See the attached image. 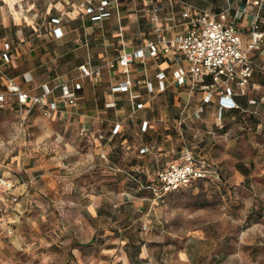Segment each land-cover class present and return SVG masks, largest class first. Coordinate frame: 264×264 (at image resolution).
<instances>
[{
	"label": "rangeland",
	"instance_id": "1",
	"mask_svg": "<svg viewBox=\"0 0 264 264\" xmlns=\"http://www.w3.org/2000/svg\"><path fill=\"white\" fill-rule=\"evenodd\" d=\"M27 1L46 12L62 0ZM8 3L0 0L6 39ZM254 81L261 88L241 98L243 111L212 110L204 122L179 125L176 98L158 97L154 129L138 134L136 120L124 117L105 158L90 153L74 121L34 110L22 136L16 109L0 108V140L15 151L7 161L0 154V171L28 194L11 235L3 230L12 214L1 217L0 264H264V77ZM38 141L47 148L32 150ZM184 147L218 176L158 200L137 190L130 176L151 181Z\"/></svg>",
	"mask_w": 264,
	"mask_h": 264
},
{
	"label": "crops",
	"instance_id": "2",
	"mask_svg": "<svg viewBox=\"0 0 264 264\" xmlns=\"http://www.w3.org/2000/svg\"><path fill=\"white\" fill-rule=\"evenodd\" d=\"M102 1L110 2L105 8L108 17L94 19V15L86 14L89 6L97 8ZM150 1L62 0L51 4L46 12H40L30 1L8 0L9 13L3 28H9V34L7 39L0 38V71L14 79L23 91L30 94L39 95L45 88L52 89L54 92L49 97L50 100L59 96L60 85L81 83L82 88L76 92L77 99L74 104L54 113L49 119L56 123L68 124L74 121L73 124H77L78 136L87 141L90 153L101 158L106 157V146L113 139L123 136L124 117L136 120L138 134L143 135L154 129L155 101L160 96L176 98L178 104L175 107L179 112V122L185 123L187 118L204 122L212 110L220 115L218 105L213 103L206 105L199 119L195 117V111L201 104L200 94H190L185 87L179 86L173 79V73L181 65L162 56L143 62L136 61L130 68L129 78L133 81H150L153 84L152 92L142 84L134 86L131 93H112V87L125 80L126 76L106 68L97 81L80 78L78 68L81 65L89 63L93 67L101 66L117 58L123 50H137L147 42L156 41L158 35L169 38L184 33L187 28L181 17L184 4L215 15L230 8L229 16L236 17V26L244 41L248 40L250 25L254 21L251 13L259 11L260 29L264 32V0L260 9L252 4L257 0H152L160 7L155 23L150 14ZM53 19L59 20V24H52ZM155 26L161 27L162 31L157 34ZM5 45L10 48L7 54L10 60L8 63L3 59ZM254 60L260 66L264 63V45L255 53ZM160 73L165 75L164 90L160 89L156 78ZM257 75L264 77L260 69L256 70L255 76ZM255 85V90L261 88L260 84ZM0 91H5V80L1 75ZM132 94L139 95L135 104H142L141 109L133 107L130 101ZM5 108L12 111L16 109L15 112L18 113L16 98L6 97ZM228 112L231 111H223L221 115ZM164 117L167 118L166 114ZM143 122H148L145 131L142 130ZM116 126H119V129L114 135L112 132ZM26 132L27 126L22 136H25ZM100 136L103 139H99ZM125 143L126 140L122 145ZM144 146L146 147L139 149L140 154L150 152L151 146ZM35 147L47 148L41 141L32 145V150H35ZM1 153L5 155V161L10 158L5 151ZM8 166L9 164L4 168L7 169ZM27 195L26 191L25 196ZM20 212L22 216V205Z\"/></svg>",
	"mask_w": 264,
	"mask_h": 264
},
{
	"label": "built area",
	"instance_id": "3",
	"mask_svg": "<svg viewBox=\"0 0 264 264\" xmlns=\"http://www.w3.org/2000/svg\"><path fill=\"white\" fill-rule=\"evenodd\" d=\"M262 2L257 0L252 4L260 9ZM109 5L110 2L102 1L97 8L89 6L86 14L94 15V19L108 17L105 8ZM150 6L152 21L155 23L158 20L160 7L152 0ZM229 14L230 8L215 15L184 4L181 15L187 25L184 33L169 38L158 35L156 41L147 42L137 50H123L117 58L101 66L93 67L89 63L81 65L78 68L79 76L81 79L91 78L97 81L106 68L126 76L125 80L112 87V93H131L134 86L142 84L152 92L153 84L150 81H133L129 78L130 68L136 61L143 62L162 56L181 65L173 73L175 82L185 87L190 94H200L201 104L195 111L197 119L204 113L206 105L213 103L218 105L220 115L223 111H242L237 99L244 97L250 86L253 90L256 89V85L251 84L255 68L259 67L264 71V63L260 66L254 60L255 53L264 45V32L260 29L259 11L253 12L251 15L254 21L250 25L248 40L244 41L242 33L236 26V17L230 18ZM59 22L57 19L51 21L52 24ZM154 30L158 34L162 28L155 26ZM4 49L3 59L8 63L10 60L7 54L10 48L5 45ZM0 75L5 80V91H0V108H5L6 97L16 98L20 115L19 128L22 134L25 133L28 116L32 111L38 110L50 118L61 109L72 106L77 99L76 92L82 88L81 83L62 84L59 86V96L50 100L49 97L54 92L52 89L45 88L39 95L30 94L23 91L20 85L3 71H0ZM156 78L160 89L164 90L165 75L160 73ZM138 98V94L130 96L135 109L143 107L142 104H135ZM249 104L255 105L256 101L250 100ZM182 123L183 121H180L179 125ZM147 127L148 122H143L142 130L145 131ZM118 129L119 126H116L112 134L115 135ZM99 139L103 137L100 136ZM11 146L10 142L0 140V154L5 151L8 157H12L15 151ZM218 174V169L214 165L203 159H196L192 152L184 147L179 162L158 171L151 181L142 182L135 176H130V179L138 191H147L158 200L168 193L187 188L199 180L217 177ZM26 191L25 184L11 180L0 171V223L1 217L9 213L13 217L8 220L3 230L8 235L12 234L14 226L20 220V199L25 196Z\"/></svg>",
	"mask_w": 264,
	"mask_h": 264
},
{
	"label": "trees",
	"instance_id": "4",
	"mask_svg": "<svg viewBox=\"0 0 264 264\" xmlns=\"http://www.w3.org/2000/svg\"><path fill=\"white\" fill-rule=\"evenodd\" d=\"M257 69H260L259 67H257V68H255V70H254V73H253V77H252V79H251V84L253 85V84H256V82L255 81H253V78L255 77V74H256V70ZM260 71H262L261 69H260ZM263 73H264V71H262ZM262 75V74H261ZM249 89H251V86H250V88ZM249 89H248V92H249ZM248 92L246 93V95L244 96V97H246L247 96V94H248ZM243 98V97H242ZM237 102L239 103V105L241 106V109H242V111H243V108L244 107H246V106H248V104H242V102H241V98H238L237 99ZM239 112V111H238ZM241 112V111H240Z\"/></svg>",
	"mask_w": 264,
	"mask_h": 264
}]
</instances>
